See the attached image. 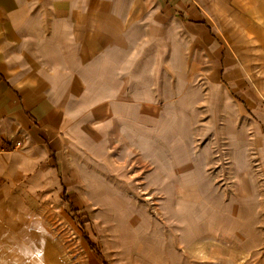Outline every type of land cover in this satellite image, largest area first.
<instances>
[{
	"label": "rangeland",
	"instance_id": "1",
	"mask_svg": "<svg viewBox=\"0 0 264 264\" xmlns=\"http://www.w3.org/2000/svg\"><path fill=\"white\" fill-rule=\"evenodd\" d=\"M125 17L129 16L120 15V19ZM143 29L141 38L125 32L126 52L114 56L124 67L120 73L126 71L124 92L115 89V93L124 97L130 114L133 106H140L142 119L146 115L156 120V113L148 104H153V109L170 105L172 112L180 108L191 114L196 108L190 133L184 143H176L175 149L161 138V161H157L146 148L149 145L132 142L129 135L133 131L118 126L116 119L110 126L105 123L108 119L99 118L98 122H91L92 127L78 125L71 133L65 129L62 135L68 141L59 152V159L55 158L57 173L47 168L42 174L49 177L36 190L39 194L13 200L15 208H28L23 215L15 214V221L34 223L43 234V249L49 258L34 259L36 264H100L103 259V264H138L137 258H218L240 250L233 238L236 234L219 228L220 211L211 204L237 207L246 219L238 218L243 225L248 219L253 220L258 211L256 221L264 235V149L261 153L258 139H251L252 134L257 138L260 131L264 142V94H249L253 77L264 85V66L251 61L250 68L244 71L237 58L230 66L224 58L199 50L200 41H193L178 30L169 33L163 25L156 27L157 33L151 32L150 27ZM177 33L181 38H176ZM175 42H182L184 48L179 56L185 62V73L172 65ZM246 57L248 61L250 58ZM214 64L219 66L215 75L219 86L215 90L218 98L213 100L209 80ZM227 95L234 110L225 106ZM174 119L172 115L167 124L169 140H176V132L186 129L181 114L173 132ZM229 122L242 130L231 135ZM80 132L85 142H103V146H98L94 154L78 145L74 138ZM234 155L241 157L240 164ZM186 175L192 180L186 181ZM90 176L101 178V185L119 193L127 211L137 215L135 223L140 229L128 242L114 240L102 205L89 197L85 178ZM191 184L195 196L199 191L201 196L183 198L179 188ZM242 194L258 199V208L246 210L240 200ZM183 204L185 207L181 208ZM203 223L215 225L212 228L217 234L182 243L183 227Z\"/></svg>",
	"mask_w": 264,
	"mask_h": 264
},
{
	"label": "crops",
	"instance_id": "2",
	"mask_svg": "<svg viewBox=\"0 0 264 264\" xmlns=\"http://www.w3.org/2000/svg\"><path fill=\"white\" fill-rule=\"evenodd\" d=\"M122 14L129 17L120 19ZM161 25L169 33L178 30L200 41L199 50L212 49L226 64L237 58L244 71L251 61L264 66V0H0V264H36L34 259L49 258L37 225L15 221L14 215L28 208H15L13 200L39 194L36 190L49 177L42 174L47 168L57 173L55 158L68 141L62 135L65 129L71 133L78 125L92 127L91 122L112 116L110 99L103 93L123 89L126 71L120 73L124 67L114 56L126 52L125 32L141 38L143 27L157 33ZM235 31L242 35L245 60L234 55ZM180 43L176 45L182 49ZM116 96L120 117L140 123V106H133L130 114L124 97ZM112 118L129 128L118 115ZM130 130L140 135V129ZM257 212L236 231V252L137 262L264 264ZM213 226L183 227L182 243L217 234Z\"/></svg>",
	"mask_w": 264,
	"mask_h": 264
},
{
	"label": "bare ground",
	"instance_id": "3",
	"mask_svg": "<svg viewBox=\"0 0 264 264\" xmlns=\"http://www.w3.org/2000/svg\"><path fill=\"white\" fill-rule=\"evenodd\" d=\"M234 35L236 38L234 55L236 57H239L240 59H244L243 58V51L241 50V47L243 46L242 35L240 32H236V31H235ZM173 48L174 49H173L172 55H174V58L176 60H174V58H172L173 59L172 65L177 67L179 69L180 73H182V72L185 73V62H184L183 58H181V56H179V55H182V53H179V52H181L183 50V48L179 49L178 46L176 45V42L174 43ZM208 53L212 57L215 56V52L212 49H208ZM218 68H219V66L214 64L213 68L211 69L212 75L210 76V80H209L210 88L212 90L213 100L218 98V97H216L217 91H215L219 86V79L217 78V76H215L216 72H218ZM247 68L249 69L250 66H247ZM182 77L183 76H181V78ZM252 83H253V88L251 89L252 96L264 94V85H262L258 81V79H256L254 81V77H253ZM115 91L116 90L114 88H109V93H107V92L103 93L104 96H106L110 99V103L112 105V107L110 109L112 116L118 115L119 118L121 119L120 121H122V122L126 121V123L129 126V129H132V128L140 129V135L137 132H135V133L131 132L129 137L131 138V141L134 143H137V141H139L140 142L138 144L139 146L149 145V147H146V148L149 150V152L151 153V155L153 156L154 159H156L157 161H161L159 159V151H161L160 145H159V140H161V138L168 141L170 143L171 147L174 149H175L176 143H178V144L180 143V145H181V143H184L186 141L187 134H189L190 130H191L192 120H194L193 114H195L197 111V110H195L196 108H193L194 113L191 114L192 112L188 113L187 110L184 111L180 108H176L173 110L175 112H172V110L170 109V105H167L166 107L156 106V108L153 109V104H148V105H151L152 112L156 113V117H155L156 120L148 119L145 115L144 118L139 123L138 121H136L134 119L128 120V119H123L120 117L121 115L119 114L118 109L115 107V99L117 97ZM224 103H225V106H228L232 110H234L235 105L231 101V99L228 95L226 96ZM181 114L183 117V122L186 124V129H181L182 133L174 131L175 129L173 128V126L178 122L179 116ZM172 115L175 116V119H174V122L172 123L171 129L173 132L177 133V139L176 140H169V135L166 133L169 130L167 128L168 127L167 124L169 122L168 120L171 118ZM112 116L107 118L108 121H105V123L108 126L111 125V122L113 120ZM239 130H242V129L235 126L232 122H229L228 132L231 135L234 131L237 132ZM252 131L253 130H251V132ZM262 135L263 134L260 133V131H257V138H255L256 136L254 134H252V137H251V139H253V138L258 139L259 148H260L261 153L264 149V146H263L264 142H261V138H262L261 136ZM235 136H237L236 133H235ZM84 139H85V137L83 136V133L80 132L74 138V141L78 145H81L85 149H87L89 151H93V152L98 149V146H103V142H102V144L95 143L93 145L92 143L85 142ZM110 141H111V139H110ZM127 149H129V148H124V150H127ZM106 150H107V148H106ZM94 154H95V152H94ZM105 155L107 156V152H105ZM234 158H235L236 162L240 164L241 157L235 156ZM100 180H101V178H99L98 176L97 177L96 176H90V177L85 178L87 186L89 187L88 195L92 200H95L97 203L102 205V209L104 211V218L110 224L109 228L111 229V231L113 233L114 240L117 242H121V243L128 242L130 240V237L137 235V233L139 232L140 227L136 225L137 223H135V221H136L135 217L137 215L134 212L127 211L129 208L124 203V201L122 200L121 195L119 193H116V191L110 190L109 188H107L106 185H105V187L103 185H101ZM185 180L187 181V180H192V179L189 178V175H186ZM109 183H110V181H109ZM109 183H106V184L108 186H110ZM179 187H181V186H179ZM183 187H185V188H183ZM183 187H182L183 189L179 188V191H181V194H183V198H186V197H188L190 199H193L196 197L198 198L202 194L199 191L200 194H197L195 196V194L191 190V188L194 187V185H192V184L189 186L185 185ZM109 192H112V193H109ZM172 196H174V195H172ZM172 196H169V198L173 199ZM240 200L242 202H244L245 205L247 206L246 210H249V207H252L255 210L258 208V204L260 203L258 199H256L255 197H252L251 195L247 196V195L242 194ZM96 202H95V204H96ZM237 204H238V201H237ZM211 205H212V208H216V209L218 208L219 209L220 217L218 218V222H219L218 226L225 233H228L230 235H235L237 230H240L244 227L243 222L240 221L239 219H242V220H246V219L244 218L243 212L241 210H238L237 207L234 206V208H235L234 209L232 206L229 207L228 205H221V206L214 205V204H211ZM184 207H185V205L183 204L181 208H184ZM178 210H180V208H178ZM123 213H124V215H123ZM126 213L128 214L127 218L124 217L126 215ZM239 213H241L242 215ZM175 216H177V214ZM228 218H230V219H228Z\"/></svg>",
	"mask_w": 264,
	"mask_h": 264
},
{
	"label": "built area",
	"instance_id": "4",
	"mask_svg": "<svg viewBox=\"0 0 264 264\" xmlns=\"http://www.w3.org/2000/svg\"><path fill=\"white\" fill-rule=\"evenodd\" d=\"M21 145H22L21 143L16 144V146H21Z\"/></svg>",
	"mask_w": 264,
	"mask_h": 264
}]
</instances>
